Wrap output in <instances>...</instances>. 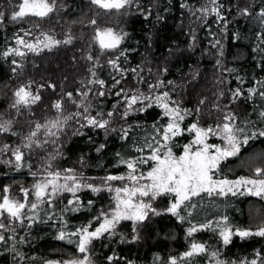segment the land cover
I'll use <instances>...</instances> for the list:
<instances>
[{
  "label": "trees",
  "instance_id": "16d2710c",
  "mask_svg": "<svg viewBox=\"0 0 264 264\" xmlns=\"http://www.w3.org/2000/svg\"><path fill=\"white\" fill-rule=\"evenodd\" d=\"M115 1L53 0L45 16L0 0V117L16 124L0 134L1 200L30 198L34 181L56 171L101 184L144 176L157 150L181 155L195 126L224 122L238 148L212 179H264V0ZM115 21L121 36L109 47L97 35ZM47 37L53 44H40ZM17 86L33 102L19 111ZM161 101L179 110V133ZM15 150L22 157L8 163ZM111 203L109 192L89 188L44 202L3 236L0 264L76 257L80 235ZM221 220L237 232L264 228V193L201 192L174 211L120 222L91 242L90 255L96 264L264 262V234L208 237Z\"/></svg>",
  "mask_w": 264,
  "mask_h": 264
},
{
  "label": "rangeland",
  "instance_id": "374dc122",
  "mask_svg": "<svg viewBox=\"0 0 264 264\" xmlns=\"http://www.w3.org/2000/svg\"><path fill=\"white\" fill-rule=\"evenodd\" d=\"M120 1V0H118ZM115 0H101V4H114ZM53 0H22L18 4L19 10L30 15H47L53 8ZM17 16V11H15ZM53 13L52 15H54ZM194 24L193 18L190 20ZM112 26L101 28L97 35V40L111 47L118 43L120 39L121 21L113 22ZM77 32L73 29H68V32ZM46 40L40 39V44H53L52 40L47 37ZM39 44V45H40ZM30 48H35L33 42ZM150 61L147 60L148 64ZM148 69V68H147ZM156 73V69L154 71ZM146 96L154 97L156 89H152L145 93ZM134 97H136L134 95ZM32 99L29 92L22 86H17L13 92L11 109L20 110L32 104ZM161 106L168 113L171 119L169 126L173 134L180 131L176 120L181 119L180 112L177 108L167 104L165 101L160 102ZM6 115L0 117V122H5V127L0 128L1 133H7L11 130V125H16L5 121ZM7 117V116H6ZM11 124V125H10ZM8 130H4V129ZM196 137L181 155L173 156L167 149L157 150L154 159L155 164L152 170L148 171L144 176L136 177L131 174L124 176L123 180L115 181L108 179L110 182L101 184L98 181L81 179L72 171L48 174L43 178L34 181L32 185L30 198L24 200L10 201L6 198H0V243L4 241L3 236L15 231L17 226L26 218H33L32 215L44 202H50L59 197L62 193H76L84 188L91 190H105L111 194L112 203L109 208L103 210L97 217V224L91 229L85 230L80 235V244L76 257L72 259L56 260L47 264H96V261L91 257L89 247L91 242L105 233L113 230L120 222L129 220L138 223L143 219L157 215L162 212L174 211L186 199L195 196L201 192H236L245 191L250 194L258 195L264 193V179L259 178H240L235 180L227 179H212L211 171L216 168L221 160L234 154L238 148L235 137L231 134L229 122L218 124L213 129L202 130L195 126ZM211 138H216L212 140ZM218 138V140H217ZM210 139V140H209ZM209 141V142H208ZM4 141L0 140V161L4 160L6 154L3 150ZM5 148V147H4ZM12 162L20 160L22 154L15 150ZM6 159V158H5ZM6 161L4 160V163ZM123 182V183H122ZM6 202V206L4 205ZM223 220L212 227L208 237L218 234L222 235V242L226 243L234 234L247 235L251 233L264 234V228L257 231L230 230L225 227ZM217 230V231H216ZM194 247H198L197 245ZM200 248L198 247L197 250ZM197 252V251H195ZM193 250L188 253L181 254L180 258L190 256L195 253ZM194 257V256H192ZM178 262V258L172 259L170 264ZM206 264H259L252 260L249 262L239 263H221L212 259ZM261 264H264L262 262Z\"/></svg>",
  "mask_w": 264,
  "mask_h": 264
},
{
  "label": "water",
  "instance_id": "95a60500",
  "mask_svg": "<svg viewBox=\"0 0 264 264\" xmlns=\"http://www.w3.org/2000/svg\"><path fill=\"white\" fill-rule=\"evenodd\" d=\"M4 205L6 206V202H4Z\"/></svg>",
  "mask_w": 264,
  "mask_h": 264
}]
</instances>
